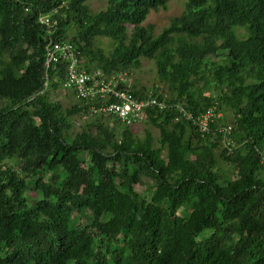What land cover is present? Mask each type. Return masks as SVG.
Masks as SVG:
<instances>
[{
    "label": "trees",
    "instance_id": "16d2710c",
    "mask_svg": "<svg viewBox=\"0 0 264 264\" xmlns=\"http://www.w3.org/2000/svg\"><path fill=\"white\" fill-rule=\"evenodd\" d=\"M171 1L0 0V264H264V0H184L156 33L145 22ZM46 14L89 73L156 61L165 92L132 91L166 101L143 121L158 140L77 99L66 64L46 68Z\"/></svg>",
    "mask_w": 264,
    "mask_h": 264
},
{
    "label": "built area",
    "instance_id": "2783aa9c",
    "mask_svg": "<svg viewBox=\"0 0 264 264\" xmlns=\"http://www.w3.org/2000/svg\"><path fill=\"white\" fill-rule=\"evenodd\" d=\"M56 12V10L54 11ZM39 22L47 26L49 40L45 42V65L56 70L58 66L66 64V80L64 87L72 89L79 100H102V105L96 107L91 105L95 113H105L113 118L116 117L123 124L134 127L142 124L146 117V110L158 106L161 109L167 107L164 100L153 97L150 92L145 98L136 96L132 91V83L128 79L127 72L113 74L110 77L104 73H89L81 68L79 64V50L69 41L54 40L50 37L56 33V21H52L51 15L46 14L39 17ZM46 69V70H47ZM48 71V70H47ZM46 86L48 85L49 75L45 73ZM180 112L189 119H194V115L181 104L177 105ZM222 112H217V105L210 106L207 111L195 119L201 133L209 132V123L215 118H221ZM178 119V117H177ZM232 126L223 127L220 132L230 134Z\"/></svg>",
    "mask_w": 264,
    "mask_h": 264
},
{
    "label": "rangeland",
    "instance_id": "374dc122",
    "mask_svg": "<svg viewBox=\"0 0 264 264\" xmlns=\"http://www.w3.org/2000/svg\"><path fill=\"white\" fill-rule=\"evenodd\" d=\"M89 4L92 10L100 11L106 9L107 7V0H89ZM184 0H172L170 2V6L167 10L160 9L159 11H153L149 14L145 24H154L156 27V33H159L164 27L169 25L171 19L174 16L180 15L184 10ZM114 41L109 37H99L95 40V46L102 48L107 54H110ZM128 79L130 83L136 84L139 88H147L150 89L152 87H159L161 88L162 92H165L167 86L163 80L160 79L158 75V69L156 61L151 59H143L141 65L137 68H134L128 74ZM50 97L53 100H59L62 102L65 108H69L71 104L74 103V94L71 90H63L59 89L57 91H52ZM227 121L230 122L232 120V113L229 112L226 114ZM84 123L82 118L75 116V126L72 132H77L80 129V126ZM138 135L140 137L145 136L146 128L150 130L155 139L158 140L160 138V130L153 126H148L144 123L138 124L134 126ZM137 189H143V186L137 185Z\"/></svg>",
    "mask_w": 264,
    "mask_h": 264
}]
</instances>
